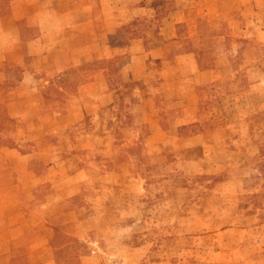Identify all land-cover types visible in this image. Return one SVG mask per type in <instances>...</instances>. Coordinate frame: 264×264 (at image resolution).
<instances>
[{
	"label": "rangeland",
	"instance_id": "obj_1",
	"mask_svg": "<svg viewBox=\"0 0 264 264\" xmlns=\"http://www.w3.org/2000/svg\"><path fill=\"white\" fill-rule=\"evenodd\" d=\"M13 1L0 0V29ZM35 1L24 43L55 10L85 3ZM176 12L187 20L163 60L191 55L220 78L189 86V61L175 73L159 55L136 66L140 81L125 78L131 46L161 47ZM120 13L128 23L108 38L60 37L65 63L81 55V66L0 70V254L9 264H264V0H128ZM106 92L111 102L98 100Z\"/></svg>",
	"mask_w": 264,
	"mask_h": 264
},
{
	"label": "crops",
	"instance_id": "obj_2",
	"mask_svg": "<svg viewBox=\"0 0 264 264\" xmlns=\"http://www.w3.org/2000/svg\"><path fill=\"white\" fill-rule=\"evenodd\" d=\"M85 3L83 5L73 7L69 10H55L51 16L47 18V20L43 22L42 26L37 27L41 28V30L36 31L37 36L24 43V33L21 29V24L25 22H30V16L33 15L34 10H36V1L35 0H14L11 3V10L9 12V26L7 28L0 29V70L5 69L6 67L16 68L17 66L25 67L26 61H32L36 70L43 71L47 76H54L55 74L64 73L66 70L70 68H74L76 66H81L83 63L81 62V55H79V59H72L71 63L69 61L68 64L65 63L66 52L61 48V44L63 42V37L69 33V31H74L71 35L82 36L87 34V31H91L90 35L93 34V31H98L99 34L103 33V36L108 38L111 36L115 29L120 26H124V22L126 24L128 21H122L123 13H120L121 10H124L125 4L128 3V0H99V10L100 15L99 19H104V22L101 21V26H98L97 29L93 30V6L91 5L92 0H84ZM123 5V7H122ZM120 10V11H118ZM171 22L165 23V28L161 29L160 36L163 39V45L161 47L155 48L153 50L145 51L143 46L137 43V46H131V49L134 47L137 48V55L131 56L129 60V65L125 67V71H122L123 76L129 79L132 82L140 81V78L136 77V70H139L141 75L143 69L139 66L142 65L146 68L145 62L149 56H158L157 60H151L155 63L163 65L164 68H167L168 71H172L178 73L180 70L178 69V63L181 64L183 59H187L189 64L191 65V74L184 77V82L189 83V86H208L214 83L216 80L220 78V74L223 72L222 69L216 67L213 70H199L196 59L194 56L185 55L181 58H175L172 62H167L163 60L164 51L168 45H175L177 36L175 33L176 25L183 23L187 20V16L184 12H176L171 15ZM253 31H262V27L260 30L257 29L256 26L252 29ZM168 31V32H167ZM95 34V33H94ZM62 37V38H60ZM108 42V40H106ZM54 43V45H53ZM56 45V46H55ZM79 46L82 47L81 43H78ZM53 46V47H52ZM55 46V47H54ZM87 50L85 52H89L93 50L92 47H86ZM24 51V56H21V51ZM26 50V51H25ZM79 51L81 50L78 49ZM103 52L106 53V58L110 56L113 52L110 51L106 47V50L102 49ZM63 51V55H58L55 53ZM117 52V49H115ZM90 53V52H89ZM54 54V55H53ZM26 55V56H25ZM91 55V54H90ZM92 57V55H91ZM83 58V57H82ZM85 58V57H84ZM47 59L54 60V64L51 68H49L45 62ZM70 59V60H71ZM89 61L88 59L84 62ZM169 63V67H167ZM28 68H32L30 65H26ZM34 68V65H33ZM27 70V69H26ZM146 70H149V68ZM134 71V72H133ZM142 71V72H141ZM33 71L27 72L23 80L24 83H28V80L33 78ZM44 72V71H43ZM153 72V71H152ZM135 75V77H130ZM32 81H29V83ZM168 83V82H167ZM93 87H96L93 84ZM112 98V94L110 92H106L104 95H100L98 100H110ZM76 100H74L75 102ZM103 101V102H104ZM107 105V104H105ZM9 116H21V113H12L10 111ZM5 254H0V259H4ZM0 264H9L6 258V263Z\"/></svg>",
	"mask_w": 264,
	"mask_h": 264
},
{
	"label": "trees",
	"instance_id": "obj_3",
	"mask_svg": "<svg viewBox=\"0 0 264 264\" xmlns=\"http://www.w3.org/2000/svg\"><path fill=\"white\" fill-rule=\"evenodd\" d=\"M6 14H7V16H9V9L8 10H6V12H5ZM159 38H160V40H162V38H161V36L159 35ZM143 45H145L144 46V48H145V50H147V51H149V50H153V49H155V48H158L159 46H156V47H154V48H151V49H149V48H147L146 47V44L145 43H142Z\"/></svg>",
	"mask_w": 264,
	"mask_h": 264
}]
</instances>
